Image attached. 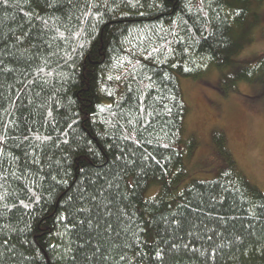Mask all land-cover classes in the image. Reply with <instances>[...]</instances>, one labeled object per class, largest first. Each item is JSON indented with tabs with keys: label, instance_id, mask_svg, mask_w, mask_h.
I'll list each match as a JSON object with an SVG mask.
<instances>
[{
	"label": "trees",
	"instance_id": "trees-1",
	"mask_svg": "<svg viewBox=\"0 0 264 264\" xmlns=\"http://www.w3.org/2000/svg\"><path fill=\"white\" fill-rule=\"evenodd\" d=\"M253 1L0 0V264H264V191L223 131L217 176L179 188L178 77L236 63ZM252 60L233 81L264 85Z\"/></svg>",
	"mask_w": 264,
	"mask_h": 264
},
{
	"label": "rangeland",
	"instance_id": "rangeland-1",
	"mask_svg": "<svg viewBox=\"0 0 264 264\" xmlns=\"http://www.w3.org/2000/svg\"><path fill=\"white\" fill-rule=\"evenodd\" d=\"M242 50L236 63L222 70L213 69L200 78L179 76L187 107L184 117L185 140L195 137L197 146L185 157L187 175L179 188L193 180H210L219 172L212 136L223 131L239 170L264 191V85L233 81L242 61H255L264 54V1H253L243 29ZM159 186L150 183L145 197L157 194Z\"/></svg>",
	"mask_w": 264,
	"mask_h": 264
},
{
	"label": "snow or ice",
	"instance_id": "snow-or-ice-1",
	"mask_svg": "<svg viewBox=\"0 0 264 264\" xmlns=\"http://www.w3.org/2000/svg\"><path fill=\"white\" fill-rule=\"evenodd\" d=\"M81 211H83V209H82ZM81 223H83V221H81ZM89 226L91 227L92 225L89 224ZM111 228H112L111 223H108V224L106 225V229H111ZM93 255L95 256L96 253L94 252ZM156 256H157V258L159 259V258L161 257V253H160L159 251H157ZM101 259H108V258H107V257H101ZM120 259L123 260V259H125V257L121 256Z\"/></svg>",
	"mask_w": 264,
	"mask_h": 264
}]
</instances>
